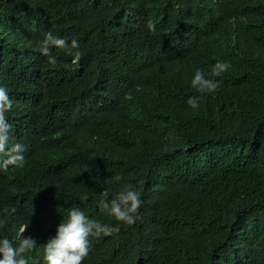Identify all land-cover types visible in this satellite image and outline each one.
I'll use <instances>...</instances> for the list:
<instances>
[{
	"label": "trees",
	"instance_id": "obj_1",
	"mask_svg": "<svg viewBox=\"0 0 264 264\" xmlns=\"http://www.w3.org/2000/svg\"><path fill=\"white\" fill-rule=\"evenodd\" d=\"M226 1L221 13L264 8V0ZM204 8L195 0H44L36 8L0 0V84L14 96L0 123H10L29 159L41 162L35 171L21 164L0 174V205L20 208L27 234L32 226L50 227L58 215L62 223L45 253L41 246L37 253L40 242L24 244L11 255L0 251V264H134L132 253L115 259L112 244H132L140 260L136 246L159 239L149 226L174 234L154 255L159 264H264V47L254 61L235 64L249 55L247 21L234 30L235 49L218 74L193 84L196 69L181 62L183 89L173 105L148 85L161 53H142L103 23L156 27L151 42L166 55L187 57L201 46L204 55L222 54L232 43L229 18L196 51L179 44L184 23L194 31L188 21ZM252 24L253 37L264 36L262 20ZM80 68L109 91L107 105L93 114L69 103L70 78ZM92 152L100 166L88 173ZM31 176L43 182L42 192L28 188ZM127 203L128 227L119 216ZM111 223L120 230L113 238L102 227Z\"/></svg>",
	"mask_w": 264,
	"mask_h": 264
},
{
	"label": "clouds",
	"instance_id": "obj_2",
	"mask_svg": "<svg viewBox=\"0 0 264 264\" xmlns=\"http://www.w3.org/2000/svg\"><path fill=\"white\" fill-rule=\"evenodd\" d=\"M14 1L36 8L44 0ZM195 1L204 3L206 8L200 12L197 20L188 21L195 25L193 29L194 31H189L186 22L184 23L186 32L184 39L186 40H181L179 42L183 50L185 52H194L196 51L199 43L204 45L211 37H218L219 33L216 30L222 22H225L224 18H229L231 28L229 37L231 41H234L236 40V34H233L234 30L240 27L242 20H245L248 23L246 33L249 55L242 61L235 62V64H248L254 61L259 49L264 47V36H259L257 38L253 37L252 23L257 20H262V24L264 25V8L246 5V7L244 6L245 8L243 7V11L238 12L234 10V14H229L220 12L223 8L229 9V5L226 0ZM229 22H227V24ZM103 23L117 35L132 41L134 45H137V48L142 49V53H150L153 51L161 53V56L159 57V70L154 76L152 75L150 77L148 85H151V91L153 94L155 93V95L160 96L163 100L170 102L171 105L175 104L178 94H180L183 89L181 87V81L185 73V67L181 62L190 63L192 67L196 69L192 80L187 79L184 82L183 86H186V84L189 83V80L193 81L194 84L197 79L205 81L213 75L218 74L221 68L230 62L227 59V51L235 49V43L232 41L231 45L222 54L204 55L202 53L201 46L197 49V52L194 55L188 54L187 57H181L176 54H167V56L164 51L158 47V45L151 42L154 41L152 39V35H154L157 31L156 27L146 26L141 29H137L128 22L119 19L104 21ZM43 52L48 55L50 59H53L52 54L54 52L52 49L46 46ZM206 59H211L212 61L210 65L206 67L208 69L199 70L203 69L201 68V65ZM77 61L78 58L73 59V62ZM164 73H166V75L162 77ZM188 76L191 78L190 72L188 73ZM223 79L224 77L217 80L223 81ZM70 83L72 85V89L69 103L77 113H81L83 115L93 114L107 105L109 101V91L102 85L101 81H96L95 77H93L90 73L83 74L81 73V68L80 70L76 69L70 78ZM191 86L193 87L192 83ZM0 102H3L0 107V112H3L5 108L10 110L14 103L12 91L10 87L5 84V82L0 84ZM28 154V147L25 143L12 133L11 124L6 122L5 124L0 123V174L7 173L12 169L21 166V164H24V170L35 171L41 162L36 159H29ZM90 155V163L87 168L88 173L94 171L98 166H100L97 154L92 152ZM100 176L101 169L99 173V177ZM34 178L35 176L26 178L28 188L34 193L42 192L45 187L42 185L43 182L35 183ZM3 190L4 189L0 182V194ZM130 210V205L127 203V205H125L119 213L122 222L127 224L126 227L133 225V212ZM59 218L60 216L58 215L57 219L50 227L42 228L32 226V233L27 234L28 224L26 223L25 214L20 210V208L15 203L0 205V251H2L3 255H11L15 248L20 250L24 244H34L35 242H40L37 246V253H41V247L43 248V253H45V251H48L57 242L62 225V223H58ZM82 219L83 216L75 217V220L77 221H82ZM155 219L157 218L155 217ZM155 219L153 218L152 221H156ZM85 223L86 221L83 224L85 225ZM102 227L108 230L107 236L112 235L111 238L116 237L120 231L119 227L115 223L114 225L111 223ZM149 229L151 233L159 236V239L156 237H149L139 244L137 243L139 246H136V248L138 249V254L141 255L140 260H138L135 256L136 252H133L128 248L129 245H132L129 243L127 247H124L120 243L112 244L113 247L111 253L115 259L121 260L125 255L132 253L136 262L134 264H159L157 256L154 255L160 251L162 246L164 248L171 244V242H169V237H172L174 234L172 233L170 236L165 237L153 227L149 226ZM81 244L85 253L87 251L85 243L81 241ZM145 249L149 252V255L145 254Z\"/></svg>",
	"mask_w": 264,
	"mask_h": 264
},
{
	"label": "rangeland",
	"instance_id": "obj_3",
	"mask_svg": "<svg viewBox=\"0 0 264 264\" xmlns=\"http://www.w3.org/2000/svg\"><path fill=\"white\" fill-rule=\"evenodd\" d=\"M145 254L149 255V252L145 249Z\"/></svg>",
	"mask_w": 264,
	"mask_h": 264
},
{
	"label": "bare ground",
	"instance_id": "obj_4",
	"mask_svg": "<svg viewBox=\"0 0 264 264\" xmlns=\"http://www.w3.org/2000/svg\"><path fill=\"white\" fill-rule=\"evenodd\" d=\"M33 46V45H32Z\"/></svg>",
	"mask_w": 264,
	"mask_h": 264
}]
</instances>
